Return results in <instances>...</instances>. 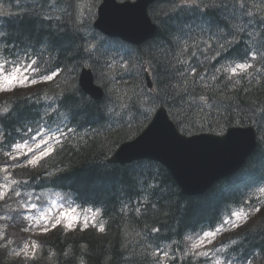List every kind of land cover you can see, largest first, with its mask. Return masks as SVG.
Listing matches in <instances>:
<instances>
[{"label":"trees","instance_id":"1","mask_svg":"<svg viewBox=\"0 0 264 264\" xmlns=\"http://www.w3.org/2000/svg\"><path fill=\"white\" fill-rule=\"evenodd\" d=\"M262 1L163 0L150 9L158 34L139 48L101 37L75 0H17L22 8L16 15H0L1 58L30 62L35 56L40 75L59 73L48 83L0 97V149L42 128L67 132L37 169L13 170V193H60L99 211L104 224L102 231L60 228L39 239L42 254L36 260L17 259L19 264H161L164 255L170 264H193L190 237L245 206L254 181L264 176V86L251 81V73L231 77L227 72L237 62H254L252 68L264 72ZM43 5L64 11L45 20ZM254 51L258 58H250ZM145 64L154 91L146 87ZM85 65L106 91L102 102H93L78 87ZM161 105L187 135L255 125L258 149L236 176L192 198L156 162L109 164ZM17 162L0 152V166ZM15 212L19 219L18 206ZM12 236L17 245L28 237L19 225L10 227ZM227 237L236 241L238 263L264 264V209L249 227Z\"/></svg>","mask_w":264,"mask_h":264},{"label":"water","instance_id":"2","mask_svg":"<svg viewBox=\"0 0 264 264\" xmlns=\"http://www.w3.org/2000/svg\"><path fill=\"white\" fill-rule=\"evenodd\" d=\"M154 1L119 5L115 0H106L96 26L110 36L139 44L156 33L157 28L147 13ZM148 85L152 87L149 78ZM81 86L94 97H102L93 85L90 72H83ZM254 137L253 131L245 129H232L222 138L183 137L161 109L150 128L139 139L122 147L109 162L125 164L154 159L169 169L185 194L198 195L205 193L219 177L239 167L249 155Z\"/></svg>","mask_w":264,"mask_h":264},{"label":"rangeland","instance_id":"3","mask_svg":"<svg viewBox=\"0 0 264 264\" xmlns=\"http://www.w3.org/2000/svg\"><path fill=\"white\" fill-rule=\"evenodd\" d=\"M84 4L86 0H83ZM6 5L0 1V10H5ZM32 69L31 66H19L12 67L9 71H7L2 64H0V93H10L14 88L18 86H27L32 84ZM5 77H8L10 84L5 81ZM21 81H26L21 83ZM56 136L54 135H45L43 137H37L34 142L27 143L22 145V150L17 151V147L14 150V153L18 155V157H22L23 154H29V156L24 160V164H32V161L35 160L36 163L44 156L43 153L47 151L50 147L51 149L56 143ZM45 141H48L45 144ZM38 146H40L38 148ZM50 153V152H48ZM39 157V159H37ZM10 173L5 169L0 176V196H5L9 189L10 182ZM51 206L46 207L44 210H38L37 213L28 210L27 214L29 218L30 232L32 238L27 242L26 246L23 250H21L18 254H24L26 257H31L36 250V238L47 234L58 226L63 225L67 229H72L77 225H81L83 227H87L92 223L96 222L97 215L94 212L82 213L78 208L65 207L61 203H58V199H51ZM27 207V206H26ZM30 209V208H28ZM32 209V208H31ZM242 217L245 219H239L238 213L234 215V218L227 222L226 228L231 230L235 229V223H239L240 225L245 224L247 222V216L243 212H239ZM214 233V232H213ZM206 235V234H205ZM201 238L195 240L194 243H197ZM217 235V234H216ZM216 235L211 238V241L205 240L204 245L198 249H195L199 252V256L203 257L206 261L205 264H222L221 260H217L216 254L218 248L213 246V242L216 238ZM1 237V233H0ZM202 253H207V255H202Z\"/></svg>","mask_w":264,"mask_h":264},{"label":"snow or ice","instance_id":"4","mask_svg":"<svg viewBox=\"0 0 264 264\" xmlns=\"http://www.w3.org/2000/svg\"><path fill=\"white\" fill-rule=\"evenodd\" d=\"M33 63H35V62H33ZM56 74L55 73H53L52 75H48V76H45V81H52L53 79H54V76H55ZM5 81L7 82V83H11L12 81H10L9 80V78L8 77H5ZM24 82H26V81H21V83H24ZM31 83L32 84H35L36 83V81L35 80H32L31 81ZM48 143V141H45V144H47ZM40 146H38V148H39ZM22 150V146H17V151H21ZM52 151V149L49 147L48 149H47V151L46 152H44L43 153V155H47L48 154V152H51ZM37 159H39V157L37 158ZM36 163V161L35 160H33L32 161V164H35ZM262 191H264V189H262ZM256 211L257 212H259V211H261V209H256ZM238 217H239V219H245L244 217H242L241 216V214L240 213H238ZM235 223V226L237 227V228H239L241 225L239 224V223H236V222H234ZM103 230V229H102ZM221 229H217L216 230V232H219ZM158 231V230H157ZM216 235V233H213V232H209V233H207L202 239H200L197 243H194L193 244V249H198V248H200V247H202L203 245H204V242H205V240H209V241H211V238L212 237H214ZM202 255H207V253H202Z\"/></svg>","mask_w":264,"mask_h":264},{"label":"bare ground","instance_id":"5","mask_svg":"<svg viewBox=\"0 0 264 264\" xmlns=\"http://www.w3.org/2000/svg\"><path fill=\"white\" fill-rule=\"evenodd\" d=\"M27 6H29V5H27Z\"/></svg>","mask_w":264,"mask_h":264}]
</instances>
